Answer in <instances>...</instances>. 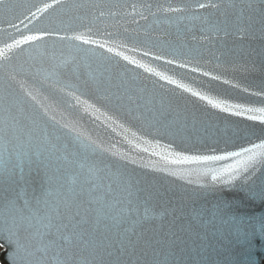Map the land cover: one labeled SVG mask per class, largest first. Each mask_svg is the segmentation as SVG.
<instances>
[{
  "label": "water",
  "instance_id": "obj_1",
  "mask_svg": "<svg viewBox=\"0 0 264 264\" xmlns=\"http://www.w3.org/2000/svg\"><path fill=\"white\" fill-rule=\"evenodd\" d=\"M0 53V230L26 264H264V156L230 181L207 169L240 158L169 162L264 140L179 86L264 107V0H3Z\"/></svg>",
  "mask_w": 264,
  "mask_h": 264
},
{
  "label": "snow or ice",
  "instance_id": "obj_2",
  "mask_svg": "<svg viewBox=\"0 0 264 264\" xmlns=\"http://www.w3.org/2000/svg\"><path fill=\"white\" fill-rule=\"evenodd\" d=\"M0 3H3V0H0ZM218 7L215 4L211 5H205L203 3H200L197 5L198 8H205V7ZM50 7V5H45V8ZM37 11H41V9H37ZM165 11H176V9L168 8L165 9ZM33 18L35 17V13L32 14ZM23 23V21H21ZM12 27H15V25H12ZM26 27V26H25ZM38 37L34 35L24 36L21 40L15 41L14 44L7 45L9 49H11L14 46H18L19 44L26 43L28 41L37 40ZM76 40L82 39L80 36L74 37ZM90 40H84V43H91ZM109 51H112L111 48L108 49ZM2 54V53H0ZM118 55H123V53H117ZM145 56L150 55L149 52L145 51L143 53ZM123 58L125 60H130V62L137 63L139 67L145 68L146 71L154 72V69L147 67L146 65L139 63L138 61H135L131 59L127 55H123ZM157 60L161 59V57L157 56L155 57ZM169 64L174 63V61H168ZM180 68H187L186 64H180ZM192 72H199V67H193L190 69ZM156 75L160 76L161 79H167L170 83H177L175 80H172L171 78L156 72ZM204 76H209L210 74L208 72L203 73ZM213 80H219L220 78L218 76L212 77ZM181 88H185L186 91L192 92L194 96H199L200 99L206 100L209 105H211L214 108H221L225 112H231L233 115L236 116H245L247 115V119L251 121H260L261 123H264V107H253V106H246L242 103H228L227 101L222 100H216L209 96L202 95L199 92L193 91L191 88H188L187 86L180 84ZM245 91H247L245 89ZM260 95V94H257ZM170 155H174L175 159L169 161L173 164H181V163H209L214 161H224L229 158H240L235 161V163L227 164L222 169H207V171L212 172V180H217L218 176H222L224 174H228L229 181L234 179L235 174H238L239 169L241 167H244L246 170L248 169V165L251 161H254L257 156H264V140H261L259 143H252L248 147H242L239 151L235 152H227L223 155H187L184 153H170ZM12 161V154L9 153L8 159L3 161V168L6 171L9 178L14 176L15 174V168L17 165L15 163L12 164V167L9 168L8 164ZM31 162V161H29ZM225 184H228V181H225ZM249 195H252L249 193ZM261 198H264L262 196ZM256 235H259L260 239L264 241V225H262L259 233H253V238H255ZM249 243L251 244L252 241L250 240ZM23 249L24 246L21 244L18 230H13L12 228H6L4 230H0V252H6L7 254V264H26V258L23 255Z\"/></svg>",
  "mask_w": 264,
  "mask_h": 264
},
{
  "label": "rangeland",
  "instance_id": "obj_3",
  "mask_svg": "<svg viewBox=\"0 0 264 264\" xmlns=\"http://www.w3.org/2000/svg\"><path fill=\"white\" fill-rule=\"evenodd\" d=\"M1 264V263H0ZM2 264H5V263H2Z\"/></svg>",
  "mask_w": 264,
  "mask_h": 264
}]
</instances>
